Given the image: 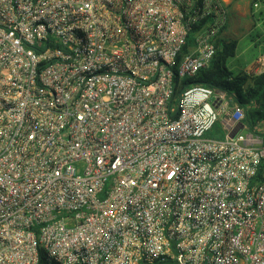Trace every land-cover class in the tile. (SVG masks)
<instances>
[{
  "label": "built area",
  "instance_id": "obj_1",
  "mask_svg": "<svg viewBox=\"0 0 264 264\" xmlns=\"http://www.w3.org/2000/svg\"><path fill=\"white\" fill-rule=\"evenodd\" d=\"M237 3L0 0V264H264V122L191 82Z\"/></svg>",
  "mask_w": 264,
  "mask_h": 264
},
{
  "label": "trees",
  "instance_id": "obj_2",
  "mask_svg": "<svg viewBox=\"0 0 264 264\" xmlns=\"http://www.w3.org/2000/svg\"><path fill=\"white\" fill-rule=\"evenodd\" d=\"M228 26L225 28V30ZM224 30V32H225ZM217 54L209 69L200 72L191 82L204 83L214 89H223L236 95L239 104H254L248 118L253 124L264 122V71L260 74H236L228 67V60L236 56L238 41L225 40L222 36L217 40ZM214 129V128H213ZM213 129L208 136L213 135ZM39 264H53L43 254Z\"/></svg>",
  "mask_w": 264,
  "mask_h": 264
},
{
  "label": "rangeland",
  "instance_id": "obj_3",
  "mask_svg": "<svg viewBox=\"0 0 264 264\" xmlns=\"http://www.w3.org/2000/svg\"><path fill=\"white\" fill-rule=\"evenodd\" d=\"M225 40L238 41L236 57L228 60V67L236 74H260L257 59L264 56V8L252 14L244 3H237L231 13L228 28L222 35ZM243 131V124L231 132V137H237ZM213 135L225 133L223 123L218 122L213 129Z\"/></svg>",
  "mask_w": 264,
  "mask_h": 264
},
{
  "label": "crops",
  "instance_id": "obj_4",
  "mask_svg": "<svg viewBox=\"0 0 264 264\" xmlns=\"http://www.w3.org/2000/svg\"><path fill=\"white\" fill-rule=\"evenodd\" d=\"M236 57V56H235Z\"/></svg>",
  "mask_w": 264,
  "mask_h": 264
}]
</instances>
